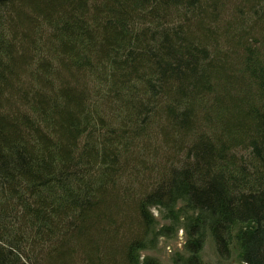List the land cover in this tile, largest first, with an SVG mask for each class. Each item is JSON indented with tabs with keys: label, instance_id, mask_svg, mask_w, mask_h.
I'll return each mask as SVG.
<instances>
[{
	"label": "trees",
	"instance_id": "obj_1",
	"mask_svg": "<svg viewBox=\"0 0 264 264\" xmlns=\"http://www.w3.org/2000/svg\"><path fill=\"white\" fill-rule=\"evenodd\" d=\"M180 233L264 264V0H0V264Z\"/></svg>",
	"mask_w": 264,
	"mask_h": 264
},
{
	"label": "rangeland",
	"instance_id": "obj_2",
	"mask_svg": "<svg viewBox=\"0 0 264 264\" xmlns=\"http://www.w3.org/2000/svg\"><path fill=\"white\" fill-rule=\"evenodd\" d=\"M152 212L158 220H161V216L156 209H152ZM184 240L182 233L174 235L171 239H162L156 251L146 252L143 256L154 257L162 264H171L174 254L178 251H183ZM202 255L206 264H245L240 260L237 249L232 251L229 259H221L210 239L207 240Z\"/></svg>",
	"mask_w": 264,
	"mask_h": 264
}]
</instances>
